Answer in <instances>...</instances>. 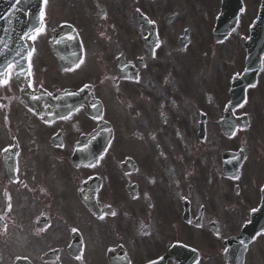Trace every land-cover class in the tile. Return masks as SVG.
Listing matches in <instances>:
<instances>
[{
    "label": "flooded vegetation",
    "instance_id": "1",
    "mask_svg": "<svg viewBox=\"0 0 264 264\" xmlns=\"http://www.w3.org/2000/svg\"><path fill=\"white\" fill-rule=\"evenodd\" d=\"M7 9L0 264H143L174 244L221 263L226 224L264 187V118L254 136L251 88L229 106L242 46L206 61L242 36L213 39L220 0H43L44 31L25 36L12 15L11 38Z\"/></svg>",
    "mask_w": 264,
    "mask_h": 264
},
{
    "label": "rangeland",
    "instance_id": "2",
    "mask_svg": "<svg viewBox=\"0 0 264 264\" xmlns=\"http://www.w3.org/2000/svg\"><path fill=\"white\" fill-rule=\"evenodd\" d=\"M257 4H258V0H245V8H244L243 14L241 15V19L239 23V26L242 32L245 31L246 24H248L250 20L253 18V16L255 15ZM189 19H190L189 22L191 23L201 24V26L197 27V29L194 30L195 38L196 39L200 38L201 33L207 29V27L205 26V21L203 22L202 17L198 14L197 15L190 14ZM235 46H236L237 55L241 57L242 51H241L240 45L238 43H235L234 40H230L226 44H221L220 46H216L212 51L211 57L206 58V61L212 62L213 64H217L221 60L220 55L224 54L225 50H230L232 51L233 54H235L234 52ZM201 61L203 62V60ZM214 67L215 66H213V68ZM218 69H219V65H218V68H216V70ZM191 84L192 82L190 83L189 81L190 87H191ZM244 108L250 114V116L255 120L252 123V127H251L253 128L252 134L254 136L255 135L260 136V134L262 133L261 131H262V125H263V118H264V58H263V68L259 75L258 83L256 86H254V88H252L249 91L248 102ZM241 221H242V217H239L238 220H233L232 224H226V227L229 226L228 227L229 231L237 230ZM210 246H213V244ZM213 254H216V253L206 249L205 255L210 258L209 260L206 261V264H218V258L213 259ZM219 264H223V261L221 260V263ZM245 264H264V233L257 236L255 241L251 244L245 256Z\"/></svg>",
    "mask_w": 264,
    "mask_h": 264
},
{
    "label": "water",
    "instance_id": "3",
    "mask_svg": "<svg viewBox=\"0 0 264 264\" xmlns=\"http://www.w3.org/2000/svg\"><path fill=\"white\" fill-rule=\"evenodd\" d=\"M228 1L234 0H224L223 6L231 8L232 6L227 3ZM37 12V7H34L33 9L31 8V29L35 26ZM228 15L229 12L224 13L223 17ZM223 21L224 19H221L220 21L218 20L217 31L219 30V23H222ZM243 45L247 50V63L250 65V69L252 68L251 74L256 76L257 71L261 66V57L264 54V0H262L257 18L250 28V37L243 41ZM257 209L258 211L251 213L250 220L243 225L238 235L223 241L226 247L224 253L226 264H243L244 254L248 243L253 239L257 232L264 229V195Z\"/></svg>",
    "mask_w": 264,
    "mask_h": 264
},
{
    "label": "snow or ice",
    "instance_id": "4",
    "mask_svg": "<svg viewBox=\"0 0 264 264\" xmlns=\"http://www.w3.org/2000/svg\"><path fill=\"white\" fill-rule=\"evenodd\" d=\"M44 2L46 3L47 0H44ZM40 19H41V20L44 19V12H43V11H41V13H40ZM35 31H36L37 33H40V32H43L44 29H43V28H36ZM29 38H30V39H35V36L29 37ZM2 54H3V53H0V55H2ZM29 55H30V54H29ZM7 67H8V69H9V73H8V78H7V79L4 78V76H5V72H4V70L2 69V67H0V84H8V83H9V79L11 78L10 70H11L12 68H14L15 65L12 64V63H9V64L7 65ZM23 71H24V70L21 68V69L19 70V72H18V75L23 74ZM29 75H30V73H29ZM252 211H253V212H256V211H258V209H253ZM113 214H114V213H113Z\"/></svg>",
    "mask_w": 264,
    "mask_h": 264
}]
</instances>
